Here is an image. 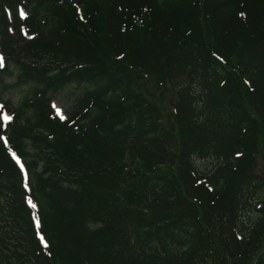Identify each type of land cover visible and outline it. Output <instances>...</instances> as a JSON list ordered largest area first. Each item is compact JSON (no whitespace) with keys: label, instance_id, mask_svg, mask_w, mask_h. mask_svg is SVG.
<instances>
[{"label":"trees","instance_id":"1","mask_svg":"<svg viewBox=\"0 0 264 264\" xmlns=\"http://www.w3.org/2000/svg\"><path fill=\"white\" fill-rule=\"evenodd\" d=\"M261 153L264 0H0V264H264Z\"/></svg>","mask_w":264,"mask_h":264},{"label":"rangeland","instance_id":"2","mask_svg":"<svg viewBox=\"0 0 264 264\" xmlns=\"http://www.w3.org/2000/svg\"><path fill=\"white\" fill-rule=\"evenodd\" d=\"M20 92L15 91V92H9L8 97L14 101V103H17L19 100ZM53 107L55 111L61 115L62 117H67L69 114V108H70V102L67 100V98L58 96L57 98L54 99L53 101ZM198 165L202 167L203 169H206V167H209L212 165L211 160H199ZM259 170L264 173V154H260L259 156Z\"/></svg>","mask_w":264,"mask_h":264},{"label":"snow or ice","instance_id":"3","mask_svg":"<svg viewBox=\"0 0 264 264\" xmlns=\"http://www.w3.org/2000/svg\"><path fill=\"white\" fill-rule=\"evenodd\" d=\"M5 119H10V117L5 116ZM29 202L31 203V201H29ZM32 206L35 207L34 204ZM37 224H39V221L38 220H37ZM41 240L43 241V237H41Z\"/></svg>","mask_w":264,"mask_h":264}]
</instances>
